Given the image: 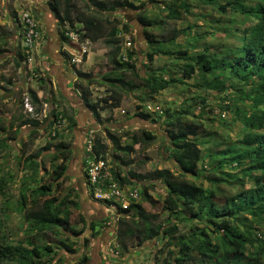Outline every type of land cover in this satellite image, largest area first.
Returning <instances> with one entry per match:
<instances>
[{
    "label": "trees",
    "instance_id": "trees-1",
    "mask_svg": "<svg viewBox=\"0 0 264 264\" xmlns=\"http://www.w3.org/2000/svg\"><path fill=\"white\" fill-rule=\"evenodd\" d=\"M188 2L189 0H171L167 6V19L177 22L183 15L189 14L191 6ZM200 2L203 6L216 10L219 15L231 13L241 18L237 30L226 36L231 41L212 49L208 44H202L191 28L180 31L172 29L167 33L170 36L156 38L148 29L161 28L163 22L150 21L142 15L138 18L139 24L144 27L142 36L147 47V64L151 65L155 57L168 58L172 63H177L174 67H178L180 72H174L173 76L179 75L178 78H173L171 73L162 76L151 69L146 70L145 75L140 74L135 62H132L135 53L131 50L127 51L130 62L122 63L119 60L122 39L118 37V33L122 31L126 34L128 26L122 25L120 29L119 21L112 14L119 10L140 9L129 0H46V5L56 21L59 33L63 26L68 25L83 33V38L91 44L101 43L107 49L110 72L101 80L75 69L80 79L87 83L80 90V100L94 122L103 127V134L95 137L90 158L98 159L101 156L106 160L105 140L109 141L116 152L128 155L134 151L131 146H122L119 138L105 127L108 120H103L100 113L116 108L118 101L105 106L99 100L92 101L89 87L94 84L106 86L116 99H119L122 92L135 91L152 97L160 92L163 84L187 86L186 81L191 80L197 71L203 77H211V80L204 82L202 89L228 99L233 109L225 107V110L230 111L233 121L239 122L243 127V135L235 143L225 145L224 150L218 153L221 156L219 161L212 155L209 156L210 171L205 178L207 186L203 188L185 179L187 176L199 179L202 173L198 168L200 150L195 140L199 126L183 121V115H188V111L177 112L173 116L165 114L167 118L163 120V125L170 141L171 156L181 174L174 176L168 170H159L147 177L137 176L132 172H127V178L121 177L118 172L111 173L110 177L120 188L131 185L129 180L142 184L162 182L166 189L162 210L167 212L170 222L174 220L177 223L165 226L158 222L157 215L148 214L140 204L131 202L127 210H118L120 214L132 219L129 237L138 238L140 244L165 239L166 246L177 249L167 250L166 264H264V236L257 238L252 227V223H264V0H226L224 5H219L214 0ZM215 23L220 24V21ZM231 23L236 24L234 21ZM181 34L192 38L191 41L183 46L177 44L178 35ZM60 37L65 40L62 33ZM23 59L20 48L14 63L16 69L22 68ZM38 81L43 82L42 79ZM28 94L33 105L38 108L40 102L36 94ZM201 101L204 100L199 97L190 99L192 105ZM59 116L66 122L65 131L72 132L76 126L72 115L53 111L44 123L53 132V124ZM134 116L143 121L154 122L149 114L135 113ZM21 117L19 115L17 118L19 123L12 134L13 141L21 128L29 127L34 132L40 126L38 122ZM220 117L225 118L223 115ZM54 132L51 141H57L56 144H46L40 151L22 160L27 174L20 182L18 202L11 209L24 221L26 238L10 243L0 231V264H43L46 260L51 263L53 257L57 256L55 249L74 255L77 253L76 241L84 231L89 230L90 235L96 237L104 224V221L98 220L86 224L82 215H78L76 223H71L72 211L81 209L79 195L73 185L63 189L59 181L67 179L72 151L63 142L62 133L56 130ZM151 140L150 134L146 132H142L138 139L143 145ZM1 146L7 147V144L2 142ZM45 158H49L51 172L44 165ZM115 160L121 161L118 158H114V162ZM84 165L86 166V161ZM228 169L240 170V177L229 174L226 171ZM242 178L251 180L254 187L244 190ZM4 184L5 181L0 176V194ZM232 185H238L240 192L231 196L222 195L221 187ZM86 189L92 199V189L87 182ZM149 189V186H143L140 199L154 204L148 194ZM99 205L107 208V204ZM186 214L190 217L185 218ZM190 219L199 222L202 227L189 235H179L178 224ZM136 220L143 222V230L139 235L135 234L138 223ZM79 225L81 228L77 229ZM88 244L89 240L84 239L83 245L87 247ZM88 262L84 255L78 264ZM56 264H62V261Z\"/></svg>",
    "mask_w": 264,
    "mask_h": 264
},
{
    "label": "rangeland",
    "instance_id": "rangeland-1",
    "mask_svg": "<svg viewBox=\"0 0 264 264\" xmlns=\"http://www.w3.org/2000/svg\"><path fill=\"white\" fill-rule=\"evenodd\" d=\"M129 1L140 9L138 11L119 10L116 13L114 12L112 16H115L119 21L120 29L122 25L128 26L126 34L131 38V51L135 53L132 62H135L137 71L142 75L146 74V70L151 69L162 76H167V74L171 73L173 78H178L179 75L176 77L173 74H175L174 72L179 74L180 70L178 67H174L177 63H172L171 60L165 57H155L151 65L147 64L145 60L147 47L142 36L144 27L139 24V16L142 15L148 20L156 21L157 23L163 22L161 28L154 27L148 29V32L156 36V38L170 36L167 33L172 29L180 31L185 28H191L197 38L201 39L200 42L208 44L212 49L227 41H231L226 36L237 30L241 21L239 16L231 13L224 16L219 15L216 10L203 6L200 0H189L188 3L191 6L190 13L183 15L177 22L167 19V6L171 0ZM214 1L219 5H224L226 0ZM16 9L18 10L17 12ZM21 10L32 12V8L29 7L26 0H0V176L5 181L0 194V231L6 241L10 243H16L26 238L25 230L27 228L24 221L20 215L11 209L18 202L20 182L27 174L22 166V160L26 156L40 151L46 144H56L57 142L51 141L52 131L44 122L34 130L35 133L31 132V128L23 127L18 131L16 139L14 141L11 139L19 123L18 116L20 115L23 118L20 103L21 97L24 93L36 91V88L40 85L38 79L42 78V73L39 69V64L35 60V56L29 68L22 65V68L16 69L14 63L11 62L13 54L18 52L19 47L21 48L19 44L22 42V36H17V39L13 37V28H17L18 26V16ZM217 20L220 21V24L215 23ZM232 21L236 24H232ZM20 31L19 29V34ZM121 33L125 34L122 31ZM178 36L176 42L177 44H182V46L192 39L183 34ZM93 48L97 51L96 59L87 73L97 77L96 80H100L110 70L107 64V49L101 43H97ZM82 66H78V68L81 70ZM32 69L39 71L38 74L40 76L38 78L34 79L32 77L30 74ZM166 80H168V77H166ZM207 80H211V77H203L196 71L192 79L186 81L187 86L185 87L166 86L163 84L160 92L152 97L147 96L146 93L141 91H135L132 93L122 92L119 99L113 98L115 95L109 91L110 89H106L105 86H100L99 84H94L89 89L92 101L99 100L102 106L109 105L110 102V104H118L116 108L106 109L100 113L103 120H108L105 127L115 137L119 138L122 146H131L134 150L132 154L128 155L116 152L109 141L105 140L109 175L111 176V173L118 172L121 177L127 178V172H132L137 176L147 177L149 174L159 170H168L174 176L181 174L177 164L172 159L170 141L165 132L163 120L167 118L165 114L173 116L177 112L188 111V115H183V121L186 124L193 123L199 126L198 137L195 140L200 150L198 168L202 173H200L199 179L191 176H187L185 179L205 188L207 186L205 178H207L210 171L208 166L210 162L209 156L212 155L219 161L221 156L218 153L224 150L225 145L235 143L244 133L243 127L239 125L240 123L233 121L232 113L225 110V107L233 109L231 102L223 97V95H217L210 91L206 92L202 89L204 82ZM86 85L87 83L84 81L83 86L85 87ZM186 89L187 92L185 93ZM46 97L49 101H55L53 95ZM198 97L204 101L192 105L190 99ZM39 102L38 110L44 111L47 118L50 112L53 111L68 115L74 113L68 110L63 111V107L60 106H49L43 100ZM148 106L150 109H147ZM244 106L247 105L244 104ZM190 107L191 109H189ZM135 113L149 114L154 122L140 120L134 116ZM74 115H77V113L75 112ZM221 115L225 118L221 119ZM49 121H52V119ZM90 122L92 124L89 129L95 131V137L97 134L102 135L103 127L98 126L92 118ZM65 127L66 122L61 131L63 142L70 147L72 156L69 162L67 179L60 180L59 182L62 184L63 189H66L70 185H75L81 205L80 211H72L71 223H76L78 215H82L86 224L97 220L104 221V224L98 230L96 237H92L89 230L84 231L76 241V254L69 255L64 251L55 249L57 256L53 257L51 263L49 260H46L43 264H56L58 261H62V264H78L79 259L84 255L88 258V264H98L99 262L96 261L95 254L99 256L100 259L98 260H100V264H106L110 259L108 252L109 244L119 245L118 251L121 253L120 260L122 264H166L168 258L167 250L177 251V249L166 246L165 239L140 244L138 243V238H131L128 235V231L131 228L130 221L132 220L130 217L127 218V216L119 212L97 211L92 199L88 195L87 189L85 190V197H82L80 200V195L83 196L81 181L86 186L84 163L89 159L84 152L86 136L84 137V141L80 143V146L77 143L75 146L72 132H66ZM142 132L149 133L152 138L146 145L138 141ZM2 142H5L7 147H2ZM43 154L45 155L46 153ZM114 158H118L121 161L115 160L114 162ZM43 161L47 171L51 172L49 158H45ZM79 167L83 171L80 177L75 178L74 170H78ZM226 171L233 176L240 177L241 175L240 170L237 169L233 171L228 169ZM242 180L244 182V190H250L254 187L251 180L246 178H242ZM129 182L131 185H124L123 187L126 190H137L139 199L136 203L142 206L145 210L144 212L157 215L158 222L165 226L177 223L174 220L170 222L167 212L162 210L163 200L166 195V189L162 182L152 181L143 184L141 182L137 183L134 180H129ZM143 186H149L148 194L154 204L141 201L140 195ZM221 188L223 190L222 195L224 196H231L236 192H240L238 185L222 186ZM85 198H87L86 201L84 200ZM189 217V214L185 215V218ZM136 221L138 223L137 233L135 234L139 235V232L141 233L143 230V222L140 220ZM201 227L202 224L190 219L186 223L178 224V234L189 235L195 229H200ZM252 227L255 236L259 239L263 238L264 223H252ZM80 228L81 225L77 227V229ZM84 239L89 240L87 247L83 245Z\"/></svg>",
    "mask_w": 264,
    "mask_h": 264
},
{
    "label": "built area",
    "instance_id": "built-area-1",
    "mask_svg": "<svg viewBox=\"0 0 264 264\" xmlns=\"http://www.w3.org/2000/svg\"><path fill=\"white\" fill-rule=\"evenodd\" d=\"M18 27L21 30L22 36L21 53L23 56V66H28L35 56V50L42 39L39 25L32 13L26 10L20 12L18 16ZM65 40L73 46V53L70 58V64L72 66L83 65L89 55L91 43L83 38V33L78 29H72L68 25L63 26L61 32ZM118 37L122 39V49L119 55V60L122 63H128L127 51L131 50L132 42L131 38L127 34L118 33ZM30 74L34 79L40 75L31 70ZM21 108L24 119L43 123L47 118L44 111H39L36 106L33 105L28 93H24L20 100ZM147 109H150L148 106ZM158 110V108H157ZM49 118V117H48ZM47 118V119H48ZM50 120V119H49ZM65 120L59 116L58 120L53 124L52 136H54L56 130L61 132ZM95 142V131L89 129L86 133L84 142V152L88 156L85 166V178L86 182L92 189V199L96 203L107 204V210L112 213H118L120 211L127 210L130 203H136L139 199L137 190H124L120 188L117 183L111 181V177L108 172L107 160H104L101 156L96 159L90 158L92 149ZM109 256L110 259L106 264H122L120 260V252L118 251L117 244H109Z\"/></svg>",
    "mask_w": 264,
    "mask_h": 264
},
{
    "label": "crops",
    "instance_id": "crops-1",
    "mask_svg": "<svg viewBox=\"0 0 264 264\" xmlns=\"http://www.w3.org/2000/svg\"><path fill=\"white\" fill-rule=\"evenodd\" d=\"M44 1L46 2V0H26V3L29 4L30 8H32L31 13H33L32 15L34 16L35 20L38 21V25L41 30L40 33L42 34V39L35 50V60L37 61V64H39V69L42 73L41 79L43 82H39V87H37L36 91L33 92L36 94V97L39 101H46L44 103L48 104L49 106H60L63 107V111L68 110L77 113V115L71 113L76 122V126L72 130V134L74 136V145L77 143L80 146V143L84 141V137L86 136V133L92 124L90 122L92 117L80 100V90L81 88L85 87L83 86L84 81L80 79L77 71L83 74L89 72L91 65H93V61L96 59L97 51H95L93 48L96 44H91L89 55L86 61L83 62L84 64L81 67V70L78 68V66H72L69 62L73 53V46L60 37L56 21L49 12L47 5L44 4ZM17 9L16 12L18 11ZM18 28V26L17 28H13L14 39H17L16 37L20 36ZM19 50L20 47L18 48V51ZM13 55L14 56L11 62L15 63L16 54ZM109 72L110 70L107 73ZM92 76L97 79V77L94 75ZM91 87H89V89ZM105 88L107 89L106 86ZM48 95H53L55 101L52 100V102L47 100L46 96ZM74 171L75 178H78L81 176V172L83 170L81 167H79L78 170ZM81 185L83 186V196L80 195V200L82 197H85L86 190V186L82 181ZM73 186L75 187V185ZM123 189L126 190L124 187ZM86 199L87 198L84 200L86 201ZM93 205L97 211L110 212L107 210V208L100 206L97 203H93ZM94 256H96V261H98V264H100V260H98L100 259L99 256L96 254Z\"/></svg>",
    "mask_w": 264,
    "mask_h": 264
},
{
    "label": "clouds",
    "instance_id": "clouds-1",
    "mask_svg": "<svg viewBox=\"0 0 264 264\" xmlns=\"http://www.w3.org/2000/svg\"><path fill=\"white\" fill-rule=\"evenodd\" d=\"M34 17V16H33Z\"/></svg>",
    "mask_w": 264,
    "mask_h": 264
},
{
    "label": "flooded vegetation",
    "instance_id": "flooded-vegetation-1",
    "mask_svg": "<svg viewBox=\"0 0 264 264\" xmlns=\"http://www.w3.org/2000/svg\"><path fill=\"white\" fill-rule=\"evenodd\" d=\"M84 162V161H83Z\"/></svg>",
    "mask_w": 264,
    "mask_h": 264
}]
</instances>
